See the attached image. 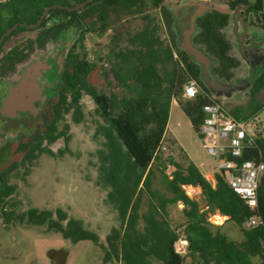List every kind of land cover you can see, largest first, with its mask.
<instances>
[{
  "label": "trees",
  "instance_id": "obj_1",
  "mask_svg": "<svg viewBox=\"0 0 264 264\" xmlns=\"http://www.w3.org/2000/svg\"><path fill=\"white\" fill-rule=\"evenodd\" d=\"M0 40L26 30L22 24L35 27L30 31L40 33L39 42L64 43L74 33L79 47L85 52L78 61L74 75H69L68 95L58 108L57 120L52 133L47 136L51 143L59 138L69 141L67 130L57 125L65 115L73 112V119L83 120L82 98L88 95L106 125H101L96 135L103 136L100 149V180L98 184L109 190L108 201L117 211L121 231L115 230L107 243L113 255L121 252L124 264H264V177L258 188V208L254 212L231 189L224 174L217 175L218 188L214 190L199 168L190 161L187 166L169 157L163 164L159 153L162 149L170 120L172 103L181 108L192 124L193 130L203 139L205 122L204 106L210 103V91L203 81V69L186 51L175 56L174 47L165 45L159 35L160 27L148 24L131 40L139 49L128 53H114L117 59L112 68L120 85L134 94L130 99L99 92L89 84L88 76L97 71L96 64L87 58L85 41L89 34H106L120 14H145L149 7L164 9L165 0H0ZM85 4L79 10L78 6ZM234 7V6H233ZM49 9V10H48ZM264 19V0L254 7ZM6 12V15L4 14ZM149 20V16H146ZM230 14L217 10L207 11L198 17L199 28L194 44L205 48L211 57V72L215 77L231 81L240 67V61L231 52L233 45L226 33L232 24ZM258 18V16H257ZM168 21H173L171 15ZM257 19L253 25H262ZM13 32L8 35L9 30ZM8 35V36H6ZM176 44V43H175ZM200 83L201 92L194 99L184 97V88L190 79ZM264 90V71L252 85L253 93ZM70 102H67V98ZM233 115L241 119L236 113ZM262 133L255 147L243 159L255 158L264 163V121ZM51 153L38 147L24 161L32 162L39 153ZM167 164L174 167L172 175L166 174ZM13 168L0 173V214L6 220L18 219L34 227H46L48 232L60 234L77 244L91 241L100 246V237L90 231L81 220L71 218L58 209H30L16 214L6 210L16 186L10 184ZM160 173L164 191L155 187ZM201 190L203 205L191 198L186 188ZM149 195L146 210H142L144 198ZM184 205L186 218L182 228L173 227L169 207ZM217 214L225 216L241 230L244 239L232 241L222 231L223 226L212 224ZM256 216L262 224L245 229L244 223ZM189 242L185 256L176 253L180 236ZM107 256H111L107 254ZM67 254L60 264H64Z\"/></svg>",
  "mask_w": 264,
  "mask_h": 264
},
{
  "label": "rangeland",
  "instance_id": "obj_2",
  "mask_svg": "<svg viewBox=\"0 0 264 264\" xmlns=\"http://www.w3.org/2000/svg\"><path fill=\"white\" fill-rule=\"evenodd\" d=\"M196 2L192 0H165L164 9L149 7L145 14H120L117 17V25L114 26L113 24L112 29L108 30L106 34H89L85 41L87 60L97 66V71L90 76L89 83L99 92L109 96L114 94L120 99L134 97L132 92L123 88L115 79L112 68L117 59L114 53L119 51L128 53L130 50L139 49L137 45L131 43V40L139 35L148 24L159 26L160 37L165 42L171 41L170 44L174 47L175 52L179 53L180 49L175 41L178 35H181L182 39L184 38L185 31L191 27L193 18L195 27L192 36L193 43L198 34L199 28L196 21L199 14L194 16L197 11L195 9ZM174 6L184 7L185 11L178 12L179 17L177 16V19L168 21L167 17L173 12ZM146 16H149L150 19L148 20ZM30 35L22 33L13 38L5 46V52L16 44H24ZM54 50L55 47L48 46L45 51L48 54L53 53ZM178 53H176L177 56ZM30 62L31 60L28 59L26 63L18 65L17 73L10 75L11 79L19 78L22 66H26ZM212 79L229 83V81L215 77L211 72L210 80ZM236 83L240 82L238 80L230 82V84ZM238 90L233 91L231 95L237 94L236 97H239V102L245 106L258 100V93L255 94L250 90L238 92ZM258 103L264 105V95ZM226 108L231 113L230 108ZM82 111L84 117L80 124L74 121L72 114H68L58 125L59 130H67L68 143L65 138H61L56 143L50 144L44 141V137L41 135L28 138L29 143H26V137L17 140V136L22 134L21 131L16 134L11 132L4 141L5 143L13 140V145L10 153L3 160H0V172L18 164L17 168L10 174V184L16 186V191L11 196L10 204L6 210H14L16 214H22L30 209L49 210L53 213L62 209L71 218L83 221L90 231L100 237V246L91 241L74 244L70 240L64 239L60 234L48 232L46 227H34L26 222L21 223L18 219L8 221L0 214V219L6 224L14 222L28 230L27 238H23L25 243L23 249H27L29 252L24 256L28 255L30 260L37 259L35 260L36 264H60L65 253L67 257L64 264H120L122 261L121 252H118L117 256L113 255L107 243L108 237L115 230L121 231V221L117 211L108 201L109 190L98 184L101 165L98 151L102 149L104 139L103 136L96 135V131L101 125L106 124L100 117L96 104L88 95L83 96ZM258 113L259 110L256 108L247 116ZM258 117L264 121V109ZM41 121L37 118L33 129L30 132L23 131V133L31 134L38 125H41ZM42 133L43 131L39 134ZM37 142L42 145V149L50 150L51 153H39L37 159L23 164L22 161L30 150L29 146H33ZM201 150L204 158L212 164L213 161L207 156L203 148L202 140L193 130L187 116L175 103L172 106L170 124L159 153L160 161L165 164L168 158L172 157L176 163L187 166L192 161L189 154L201 153ZM166 165V174L170 176L174 172V167L167 163ZM160 176L159 173L155 187L164 191L160 183ZM186 192L191 198L198 200L203 205L200 189L188 187ZM148 198L149 195H146L142 210H146ZM168 210L173 227L182 228L186 221L183 212L184 205L170 206ZM211 222L216 226H223L222 231L230 240L241 241L244 239L238 226L228 221L225 216L217 214L211 218ZM107 254L111 256L109 257ZM25 261L26 259L21 257L16 264H25Z\"/></svg>",
  "mask_w": 264,
  "mask_h": 264
},
{
  "label": "flooded vegetation",
  "instance_id": "obj_3",
  "mask_svg": "<svg viewBox=\"0 0 264 264\" xmlns=\"http://www.w3.org/2000/svg\"><path fill=\"white\" fill-rule=\"evenodd\" d=\"M192 1H197L195 16L203 10L202 5L204 3L199 0ZM5 2L6 1H0V4H4ZM211 3L221 9L230 11L231 17H235L245 25H253L252 22H257L258 18H260V20L262 19V21L264 20L260 12H255L254 10L258 0H211ZM172 11L171 18L173 20L177 16L179 17L178 12H183L185 10L184 7L174 6ZM4 14L6 15V12H4ZM113 24L116 26L114 21L112 25ZM22 25L26 30L10 35L13 32L11 29L7 32V34L10 35L9 38L5 39V36H3L0 40V144L4 143L11 132L16 134L18 131H21L22 134L17 136V140L26 137V143H29L28 138L30 139L34 138L36 135H41L44 137V141L54 144L62 137L56 142L51 143L50 140L47 139V136L52 133L54 123L57 120L58 108L64 99L63 93L65 92L66 95H68L69 75H74L78 61L84 60L85 52L79 47V39H77V36H75L73 32L70 33V37L66 39L63 44L54 41H48L46 43L44 41H38L40 36L38 31H30L35 29L34 26ZM111 29L110 27V30ZM22 33L31 35L24 44H16L5 52L4 49L7 43ZM34 34L35 36H33ZM161 39L163 40V38ZM165 45L168 44L165 43ZM48 46L55 47L53 53L47 54L45 50ZM31 55L33 56L32 59ZM27 58L29 61L31 60V62L26 64V66H22L23 68H21L20 75L18 72L20 77L11 79L10 75L16 74L17 66L26 63L28 60ZM93 73L94 72L88 76V81ZM13 102L15 106H18L11 111ZM67 102H70V97L69 99L67 98ZM73 112L74 111L70 114L73 115ZM37 118L42 120L41 125H38L37 129L31 134H24L23 131L27 130L30 132L33 129ZM64 119L65 117L63 120ZM61 122L62 120L59 124ZM41 131H43V133L39 134ZM12 141L13 140H10L0 145V160H3L4 157L10 153L13 145ZM29 147L30 150L27 155L33 150L38 151V147L42 148V145L37 142ZM25 158L22 161L23 164ZM17 165L18 164H14L2 172L11 168L14 170L17 168Z\"/></svg>",
  "mask_w": 264,
  "mask_h": 264
},
{
  "label": "built area",
  "instance_id": "obj_4",
  "mask_svg": "<svg viewBox=\"0 0 264 264\" xmlns=\"http://www.w3.org/2000/svg\"><path fill=\"white\" fill-rule=\"evenodd\" d=\"M211 3V0H199ZM200 93L196 79H190L184 88V97L194 99ZM210 103L204 106L205 122L202 126L203 142L211 160L215 163V174H224L226 182L252 211L258 208V188L264 177V163L255 159H243L255 147L256 139L262 133V122L257 115L238 119L220 102L209 96ZM262 220L256 216L243 225L245 229L256 228ZM189 242L180 236L176 253L185 256ZM120 264H123L121 261Z\"/></svg>",
  "mask_w": 264,
  "mask_h": 264
},
{
  "label": "crops",
  "instance_id": "obj_5",
  "mask_svg": "<svg viewBox=\"0 0 264 264\" xmlns=\"http://www.w3.org/2000/svg\"><path fill=\"white\" fill-rule=\"evenodd\" d=\"M247 28H249V33L247 36H245ZM226 33L233 45V50L231 54L235 58H237L241 64L239 70H237L238 72L236 71L235 73V77L230 82L234 80H238L240 82V83H236L237 85L236 90L240 89L238 90V92L239 91L245 92L249 90L252 91V84L254 80H256V78L264 71V28L262 27V25H248V24L245 25L242 22L238 21L235 17H233L232 24L228 29H226ZM165 43L168 44L169 42H165ZM175 43L177 44L178 48L181 51H185V49H183V45H185V37L182 39L181 35L180 36L178 35ZM194 46L200 49L201 51H203L210 58L212 57L210 54L206 52L204 47L195 44ZM253 46H256V48L254 49L255 51L251 49ZM245 47L249 49H246ZM176 53L175 56L177 57ZM263 93L264 90L257 94L259 96H258V100H256L255 103L253 102V104L246 106L241 102H239V97H236L238 96L237 94H234L233 96L231 95L232 93L230 95L223 94L222 96L214 98L210 93V97L212 99L214 98L216 101H219L225 108L229 107L232 114L234 112L241 119H247L251 116H255V115L259 116L260 112H262V110L264 109V105L262 106L258 103V101L262 99L264 95ZM175 103L176 102H173L172 106ZM246 107L247 110H249L248 112L246 110ZM256 108L257 110H259L258 114L247 116L248 113H250L251 111H255ZM171 113H172V107H171ZM169 124H170V120H169ZM203 148L207 154L204 142H203ZM200 152L201 153L199 152L191 153V155L189 154V156L191 160L195 163V165L199 168L200 172L203 174L207 182L212 186L214 190H216L218 188V180H217V175L215 174V163L214 162H212V164L209 163L204 158L202 150ZM28 233H29L28 230H26L24 226H20L19 224H16L14 222L6 224L5 222H3L2 219H0V264H16L21 257L22 258L24 257L26 259L25 264L37 263L35 261L37 259L30 260L28 255L24 256L29 252L27 251V249L26 250L23 249V246L25 244L23 242V238L26 239Z\"/></svg>",
  "mask_w": 264,
  "mask_h": 264
},
{
  "label": "water",
  "instance_id": "obj_6",
  "mask_svg": "<svg viewBox=\"0 0 264 264\" xmlns=\"http://www.w3.org/2000/svg\"><path fill=\"white\" fill-rule=\"evenodd\" d=\"M83 6H85V4L78 6L77 8H75V10H79ZM202 6H203L202 7L203 10L199 13V16L203 15L204 13H206L207 11H210V10H217V11H220L223 13H228V14L231 13L228 10H224V9L219 8L218 6H214L213 3H204ZM194 32H195V27H194V18H193L192 23H191V27L188 28L184 34L185 45H183V49H185V51L193 58L194 62H196L197 64H199L202 67L203 72H204L203 81H204L205 85L207 86V88L209 89L211 95L214 98L222 96L223 94H229L230 95L231 93H233V91H235L237 89V85L236 84H230V82L229 83L219 82V81H217V79L210 80L211 79V58L209 56H207L203 51H201L200 49H198L194 46L193 41H192V36L194 35ZM248 33H249V28L246 29L245 36H247ZM255 48H256V46H253L251 49L254 50ZM246 49H249V48H246ZM14 102H13V106L11 107V111L18 106V105L15 106L16 102L15 103Z\"/></svg>",
  "mask_w": 264,
  "mask_h": 264
}]
</instances>
